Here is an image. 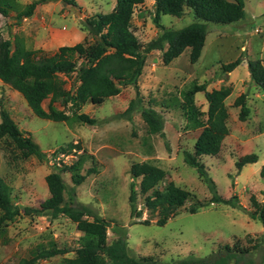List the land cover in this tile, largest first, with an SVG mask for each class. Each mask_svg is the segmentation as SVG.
<instances>
[{
    "label": "rangeland",
    "instance_id": "374dc122",
    "mask_svg": "<svg viewBox=\"0 0 264 264\" xmlns=\"http://www.w3.org/2000/svg\"><path fill=\"white\" fill-rule=\"evenodd\" d=\"M18 1L24 5L33 0ZM74 1L80 11L78 16L69 8L71 4L64 0H46L37 6L40 11L35 17L19 22L13 14L7 17L0 14V36L13 41L14 36L19 35L28 48H41L46 54L57 48V44H49L50 40L67 35L72 29L74 38H71L70 45L84 38L90 40L91 37L81 28V21L96 13L111 11L115 0ZM243 1L245 14L239 21L207 23L205 44L197 62L189 61V49L168 64L162 62L161 50L147 54L138 87L145 104L155 100L151 105L163 116L164 137L158 132L146 134L137 111L132 113L131 121L113 118L134 97L132 86H120L117 95L100 105L87 103L75 109L70 102L63 104L57 101L55 107L68 114V118L53 121L33 114L23 96L0 80V100L19 129L30 135L45 155L43 159L35 156L20 158L8 137L0 139V176L11 187L14 203L20 207L37 206L48 197L44 177L53 163L64 167L65 180L72 184L75 176L95 166L97 171L76 186L77 200L90 206L107 221V241L120 240L124 234L127 236L130 255L149 257L153 264L173 263L189 254L207 257L223 244L237 243L249 249L240 262L264 264V225L250 216L254 209L251 196L259 201L264 199V178L260 176V168L264 164V94L250 80L246 63L247 59H259L264 66V0ZM153 12V0H145L134 8L131 29L142 43L159 34L152 20ZM192 21L188 8L181 17L164 14L161 18V23L171 28H180ZM55 28L62 33H50ZM238 56L244 60L233 70L223 71V64ZM73 76L59 74L58 78L62 86L73 90ZM193 82L205 83L206 90L221 85L231 87L225 99L229 132L216 155H200L198 158L215 183L216 193L223 198L236 196L237 207L212 201L208 186L183 160V151H193L199 130L186 126L185 117L176 102L181 99V91ZM241 93L245 94L249 108L244 120L239 119V106L234 104ZM194 100L202 111H206L203 92L195 93ZM48 102L49 99L42 102L45 109ZM80 113L95 118L98 123H84L78 117ZM133 129L135 135L132 134ZM61 146L66 151L55 154ZM248 153H256L257 161L238 169L236 160ZM142 161H151L165 171L159 188L173 181L190 193L184 204L172 214L165 215L144 206L145 194L139 191L140 178L133 179L129 173L132 162ZM132 183L137 192L139 216L131 214L128 202ZM192 205H198L194 212L190 210ZM162 218L164 223L159 224ZM82 235L63 214L56 217L49 213L36 216L20 214L8 222L0 240V264H15L20 258L28 257L36 245L49 241L58 247H67L69 251L38 260L35 264H60L64 258L74 256L73 249ZM257 243L259 246L253 247Z\"/></svg>",
    "mask_w": 264,
    "mask_h": 264
},
{
    "label": "trees",
    "instance_id": "16d2710c",
    "mask_svg": "<svg viewBox=\"0 0 264 264\" xmlns=\"http://www.w3.org/2000/svg\"><path fill=\"white\" fill-rule=\"evenodd\" d=\"M46 0H33L20 4L18 0H0V14L7 17L13 14L19 22L31 16L36 7ZM67 4L76 5L74 0H64ZM145 0H115L114 7L106 13H96L81 21V28L91 37L73 45H62L51 53L46 54L41 48H28L23 38L15 35L13 41L0 36V80L18 91L27 105L41 118L62 121L68 114L55 107V102L71 103L75 109L92 103L100 105L111 96L117 95L120 86H132L134 97L127 107L113 115V118L132 120V113L139 112L146 134L158 132L164 137L163 116L151 105L144 103L138 87V78L144 66L147 54L152 50H161V59L168 64L178 57L186 48L189 49V61L197 62L205 44L207 23L229 24L244 17L243 0H153V23L159 34L142 43L131 29L134 8ZM185 8L190 9L193 21L180 28L166 27L161 23L162 15L169 14L181 17ZM81 60L80 62L78 60ZM244 58L238 56L231 62L223 64V71H231ZM247 69L250 80L264 94V66L259 59H247ZM59 74L71 77V86L66 89L59 81ZM197 92H203L207 102L206 111H202L194 100ZM231 92V87L221 85L211 90L205 89V83L193 82L181 91V99L177 100L186 126L199 130L193 144V151H183L184 162L194 168L212 193V201L237 207L236 196L223 198L215 191V183L207 174L204 165L199 160L200 155H216L223 139L228 134V111L225 99ZM49 99L47 109L42 105ZM234 104L239 106L238 117L244 120L249 112L245 102V94L238 95ZM79 119L84 123L96 125L98 121L87 114L80 113ZM106 121V120H105ZM102 122V121H101ZM99 122V123H101ZM135 130L132 134L135 135ZM8 137L14 146L16 155L20 158L35 156L45 157L39 145L30 135L24 134L11 117L9 110L0 100V139ZM72 145H69L71 148ZM66 148L59 147L55 154L63 153ZM258 159L256 153H248L236 160L238 169ZM64 167L53 163L52 169L45 175L44 180L49 192L48 197L37 206H18L12 198L9 184L0 176V240L4 237L8 222L20 214L43 215L49 213L52 217L60 214L67 216L83 235L73 249L74 256L64 258L60 264H153L149 257H134L129 254L127 236L120 240L107 241V221L96 213L90 206L77 200L75 188L86 176L97 171L90 166L75 176L74 183H67L64 177ZM129 173L133 179L140 178L139 191L144 196V206L158 210L168 215L172 214L190 196V193L173 181H168L163 188L158 184L165 177L163 168L151 161L132 162ZM260 176L264 178V164L260 168ZM137 192L133 183L129 186L128 202L131 214L136 210ZM254 207L250 212L253 219L264 225V199L259 201L251 196ZM198 205L190 207L194 212ZM159 224L164 223L160 219ZM259 246L258 243L253 247ZM67 247H58L55 242L38 244L28 257L20 258L15 264H35L38 260L48 259L68 252ZM249 249L223 244L219 250L207 257L187 255L173 263L164 264H249L243 261Z\"/></svg>",
    "mask_w": 264,
    "mask_h": 264
},
{
    "label": "crops",
    "instance_id": "0c3cea01",
    "mask_svg": "<svg viewBox=\"0 0 264 264\" xmlns=\"http://www.w3.org/2000/svg\"><path fill=\"white\" fill-rule=\"evenodd\" d=\"M26 3H27V1H26ZM40 10H39V7H36V9H35V11H34V13L31 15L32 17H35V14H37L38 12H39ZM31 16H29V17H31ZM25 18H28V17H25ZM24 19V18H23ZM56 30H51V32L50 33H57V34H60V33H62L58 28H55ZM72 31V32H71ZM70 32L68 31V33H67V35H65V36H63V37H61V36H56V37H54V39L53 40H50L49 41V44L52 46V45H55V44H57V48H56V50L58 49V47L59 46H62V45H70V43H71V38H74V30L72 29ZM187 50H188V48H186ZM55 50V51H56ZM54 51V52H55ZM11 115V114H10ZM12 117V116H11Z\"/></svg>",
    "mask_w": 264,
    "mask_h": 264
},
{
    "label": "water",
    "instance_id": "95a60500",
    "mask_svg": "<svg viewBox=\"0 0 264 264\" xmlns=\"http://www.w3.org/2000/svg\"><path fill=\"white\" fill-rule=\"evenodd\" d=\"M69 8L71 9V11H73L76 16L80 15V11L76 6L70 5Z\"/></svg>",
    "mask_w": 264,
    "mask_h": 264
}]
</instances>
